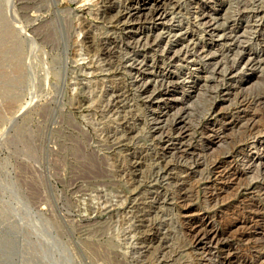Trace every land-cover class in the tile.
Instances as JSON below:
<instances>
[{"label": "rangeland", "instance_id": "374dc122", "mask_svg": "<svg viewBox=\"0 0 264 264\" xmlns=\"http://www.w3.org/2000/svg\"><path fill=\"white\" fill-rule=\"evenodd\" d=\"M141 1L0 0V264H264V0Z\"/></svg>", "mask_w": 264, "mask_h": 264}, {"label": "bare ground", "instance_id": "6f19581e", "mask_svg": "<svg viewBox=\"0 0 264 264\" xmlns=\"http://www.w3.org/2000/svg\"><path fill=\"white\" fill-rule=\"evenodd\" d=\"M165 0H142L141 1V4H140V6H138V7H136L137 9L136 10H138L137 11V13H142V15L143 14H145V12H147L148 10H149V12L150 13H148V14H151L152 15V11H150L151 9H152V7H155V9H154V15L155 16H157V19L158 20H163L165 17V11H164V9H163V2H164ZM174 1V0H173ZM159 2H161V4L159 3ZM136 6V5H135ZM135 8V7H134ZM167 12V11H166ZM129 13H130V11H129ZM136 13V14H137ZM128 14V13H127ZM131 14V13H130ZM139 14H137V16H138ZM141 15V14H140ZM147 15V14H146ZM147 16H149V15H147ZM147 16L145 17V18H147ZM130 17H132V16H130ZM143 17V16H142ZM255 17V16H254ZM128 18H129V16H128ZM152 18V17H151ZM154 18V17H153ZM134 19V18H133ZM193 46V45H192ZM188 50V49H187ZM188 52V51H187ZM191 53V52H190ZM190 55V54H189ZM192 55V54H191ZM194 56V55H193ZM262 60V59H261ZM264 60V59H263ZM262 60V61H263ZM261 61V62H262ZM249 62V61H248ZM256 62V61H255ZM260 63V62H259ZM262 64H264V63H262ZM164 81V80H163ZM152 93V92H151ZM157 93V92H156ZM154 95V94H153ZM150 99V98H149ZM249 103V102H248ZM239 106H241V105H239ZM251 120V119H250ZM184 123V121L181 119L180 120V122H179V124H183ZM183 129L185 130H183L184 132L183 133H187L188 132V129H186V127L185 126H183ZM182 132V131H181ZM234 166V165H233ZM220 168V167H219ZM231 168V167H230ZM232 169V168H231ZM237 170V169H236ZM227 171V170H226ZM238 172V171H237ZM233 173V172H232ZM186 189V188H185ZM183 191V190H182ZM186 198V197H185ZM182 206V205H181ZM256 212V211H255ZM210 222V221H209ZM208 222V223H209ZM199 223V222H198ZM190 224V223H189ZM209 227V225L207 224V222H203V223H200L199 225H197V226H195V228L191 231V232H193L194 234V242L195 243H197V244H199L200 243V241H201V239L203 238V237H207L208 239H210V240H212V241H216V240H218L219 238H220V233H219V230H215V229H212V228H208ZM193 228V227H192ZM204 239V238H203ZM194 244V243H193ZM229 250V249H228ZM151 263V262H150Z\"/></svg>", "mask_w": 264, "mask_h": 264}]
</instances>
